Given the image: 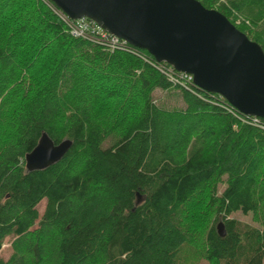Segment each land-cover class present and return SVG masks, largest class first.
I'll return each instance as SVG.
<instances>
[{
	"label": "trees",
	"instance_id": "obj_1",
	"mask_svg": "<svg viewBox=\"0 0 264 264\" xmlns=\"http://www.w3.org/2000/svg\"><path fill=\"white\" fill-rule=\"evenodd\" d=\"M198 1L264 52V0ZM159 65L71 36L42 0H0V264H264V118ZM42 133L72 146L27 172Z\"/></svg>",
	"mask_w": 264,
	"mask_h": 264
},
{
	"label": "water",
	"instance_id": "obj_2",
	"mask_svg": "<svg viewBox=\"0 0 264 264\" xmlns=\"http://www.w3.org/2000/svg\"><path fill=\"white\" fill-rule=\"evenodd\" d=\"M70 20L88 19L157 63L191 75L199 89L239 113L264 118V52L223 14L198 0H48ZM42 133L25 156L27 172L59 162L71 148ZM223 236L222 225L217 226Z\"/></svg>",
	"mask_w": 264,
	"mask_h": 264
},
{
	"label": "built area",
	"instance_id": "obj_3",
	"mask_svg": "<svg viewBox=\"0 0 264 264\" xmlns=\"http://www.w3.org/2000/svg\"><path fill=\"white\" fill-rule=\"evenodd\" d=\"M47 6L60 18L67 26L69 33L73 37L90 38L94 42L103 45L110 51L125 49L128 45L125 41L109 35L101 28H99L93 21L88 19H82L73 21L64 15L58 8H55L48 0H42ZM165 77L175 83L184 86L188 89L190 84H193V78L191 75L176 72L168 65L155 66Z\"/></svg>",
	"mask_w": 264,
	"mask_h": 264
},
{
	"label": "rangeland",
	"instance_id": "obj_4",
	"mask_svg": "<svg viewBox=\"0 0 264 264\" xmlns=\"http://www.w3.org/2000/svg\"><path fill=\"white\" fill-rule=\"evenodd\" d=\"M262 28L264 29V21L263 24L258 28L259 30H262ZM155 98H160V97H164V102L168 105H173L175 104V100H173L172 98H167L165 97L160 91L155 92L154 94ZM222 189H220L221 191ZM44 207H45V201H41L38 205H37V209H38V213L39 216L42 215L43 211H44ZM241 222H245V223H250L251 225H256L252 220H251V216H242L239 215V213H237L235 215ZM11 242H12V237H7L4 241L3 247L0 250V260L1 261H7L11 258L12 256V247H11ZM196 264H205L202 261H198Z\"/></svg>",
	"mask_w": 264,
	"mask_h": 264
}]
</instances>
